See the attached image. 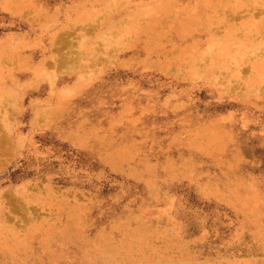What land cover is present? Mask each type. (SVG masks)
<instances>
[{
	"label": "rangeland",
	"instance_id": "1",
	"mask_svg": "<svg viewBox=\"0 0 264 264\" xmlns=\"http://www.w3.org/2000/svg\"><path fill=\"white\" fill-rule=\"evenodd\" d=\"M6 1L0 0V87L7 88L0 94L7 145L0 153V240L8 247L0 263L50 264L18 256L11 245L33 223L60 225L73 207L88 211L86 238L97 241L110 215L149 206L173 222L172 232L144 234L129 260L264 264L256 235L264 222L246 223L245 210L222 190L235 177L264 205V77L250 83L255 61L264 66V26L252 28L245 10L264 9L261 0L223 7L225 14L241 11L230 21L231 39L221 21L230 17L223 13L211 24L214 14L202 1L187 35L179 26L190 7L160 12L154 0H30L19 10ZM75 21L83 24L69 37L105 54L58 71L55 35ZM88 21L100 24L84 37ZM223 40L231 41L222 47ZM111 233L116 241L125 237L115 225Z\"/></svg>",
	"mask_w": 264,
	"mask_h": 264
},
{
	"label": "bare ground",
	"instance_id": "2",
	"mask_svg": "<svg viewBox=\"0 0 264 264\" xmlns=\"http://www.w3.org/2000/svg\"><path fill=\"white\" fill-rule=\"evenodd\" d=\"M28 1L30 0H11L6 1L5 4L6 6H13L15 10H19L23 4ZM44 1L50 2L52 0ZM95 1L98 2L99 0ZM95 1L92 0V4H95ZM132 1L141 3L144 0ZM154 1H157V4L155 3V5L159 6V9H161L160 12H164L169 8L176 9L181 6L183 8L190 7V9H188V16L185 18L186 20L181 19L180 21L179 31L181 30L184 35H187L186 32L188 31L189 27L187 24L197 16L196 14H193V11L197 10L195 9V6L198 1L203 2L205 7L210 10V14H214L211 18V24L214 22V19L216 20V17L221 19L220 16L228 11L223 7L228 6L232 2V0H189L186 3H183L182 0ZM179 1L180 3H178ZM192 3L194 4L192 5ZM258 4L264 5V0H261V2ZM34 5L35 4H33V6ZM245 10L247 11V14L250 15L251 19H253V23H251L252 28H256L258 25H261V27L264 26V14L260 13L263 12L264 9L257 8L255 13V10L252 8L249 9V7L246 6ZM204 11L207 12L206 10ZM229 11L230 14H225L226 16L230 17L228 18L229 20L222 19L221 21H223L224 24H229V32L226 34V36L231 39V34H234L236 24L230 21L233 18L236 19L237 17H240L241 11L237 10L236 8H233V10ZM94 13L97 14L96 10ZM255 17H258L259 19L255 21ZM79 20H82L81 16L79 17ZM158 20L159 15H155L152 20L148 22L149 25L147 24V27L149 28L154 26ZM82 24L83 21L69 23L66 30H61L57 35H55V41L53 44L57 56L54 59V63L56 64V69L58 71H69L71 68H74V66H76V64L80 62L81 59L86 58L87 55H89L90 60L95 63L100 60L98 54H105L104 50L101 51L100 46L97 44L95 45L93 43L89 50H86L84 47L80 48L79 37H77L76 41L72 40V37H69L70 35L74 37L76 29H78V26ZM88 24V27H85L86 29L84 32H82L84 37L92 32V30H88L89 27H97V24H100V22L96 23L94 21H88ZM190 36L194 37L195 35L191 34ZM220 38L216 40L212 39L210 44H220ZM192 41L193 43H197L198 39L192 38ZM229 41L223 40L222 47L226 46L224 45V42ZM252 42L254 43L253 40ZM1 45L2 43L0 42V51L2 50ZM190 46L191 45L186 46L185 48ZM188 50H190V48H188ZM238 51L241 50L239 49ZM255 63V68H257V71L255 75L252 76L250 83L264 77L263 64L256 61ZM2 64L3 63L0 61V66ZM219 66L225 67L224 64H219ZM0 73L3 74L4 71L0 69ZM6 89L7 88H5V90ZM5 90L4 88L1 89L0 87V94L5 92ZM6 92H8V90ZM3 141L4 140H1L0 138V153L6 150L5 148L7 147V145L4 146L2 144ZM222 190L228 194L229 199L235 205L240 206L243 210H245L247 214L246 223H251L252 225L257 226L260 222H264V205L253 189L243 186L241 182L233 177L230 179V181H225ZM160 214L161 212L157 209L150 208L149 206H143L139 209V212H136V214L123 212L122 214L116 216L110 215V219L108 220L109 222H105V226L103 225L100 228V232L96 233L100 239L97 241H89V238H86V227L90 221L88 217V211L83 207H73L69 210H66L65 214L61 216L62 222L60 225L57 226L33 223L32 225L26 227L27 231L24 233V236L21 239L13 242L11 246L14 248V250H16L15 252L18 254V256L30 257L34 259L36 258L35 260L41 263L142 264L140 262L129 260L131 254H134V252L140 250L141 237L144 236V234L172 232L171 230L169 231V229H171L173 226V222L169 219L160 220ZM21 215L22 216L20 217L23 220L30 219V217L27 216L28 214L21 213ZM114 225L117 229L123 232L125 237L122 241H116L112 237L111 230H113ZM261 228V230H257L258 234L256 235L260 236L262 243L264 244V224ZM257 229H259V227ZM11 232L15 234L14 229H12ZM4 243L5 241L0 240V254L3 253L2 251L5 246L8 247ZM158 257L160 256L158 255ZM155 264L158 263L156 262Z\"/></svg>",
	"mask_w": 264,
	"mask_h": 264
}]
</instances>
